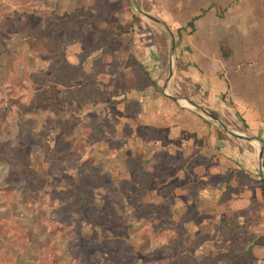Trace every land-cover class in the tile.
<instances>
[{
    "label": "rangeland",
    "instance_id": "obj_1",
    "mask_svg": "<svg viewBox=\"0 0 264 264\" xmlns=\"http://www.w3.org/2000/svg\"><path fill=\"white\" fill-rule=\"evenodd\" d=\"M155 5L0 0V264H264L262 205H226L229 177L171 137L181 33ZM142 24L164 84L138 58Z\"/></svg>",
    "mask_w": 264,
    "mask_h": 264
},
{
    "label": "crops",
    "instance_id": "obj_2",
    "mask_svg": "<svg viewBox=\"0 0 264 264\" xmlns=\"http://www.w3.org/2000/svg\"><path fill=\"white\" fill-rule=\"evenodd\" d=\"M162 1L152 9L156 24L181 33L166 83L175 94L172 101L183 109L169 124L171 137L190 135L189 144L211 155V172L229 177L227 186L238 191L226 205L239 209L256 202L264 213V8L245 5V0ZM144 28L147 33L136 38L138 58L157 84H164L158 36L150 32L151 25ZM202 109L218 121L202 116ZM263 255L257 247L256 257Z\"/></svg>",
    "mask_w": 264,
    "mask_h": 264
},
{
    "label": "water",
    "instance_id": "obj_3",
    "mask_svg": "<svg viewBox=\"0 0 264 264\" xmlns=\"http://www.w3.org/2000/svg\"><path fill=\"white\" fill-rule=\"evenodd\" d=\"M150 18V17H149ZM155 21H157V22H159L158 20H155ZM170 32V31H169ZM170 34L172 35V33L170 32ZM173 36V35H172ZM172 48L174 49L175 48V39H174V37H173V44H172ZM172 76V66H170V72H169V77H171ZM202 111L206 114V115H208L209 117H211L212 119H214V120H216V121H218V119L214 116V115H212L210 112H208V111H206V110H204V109H202ZM222 124V123H221ZM224 129H226V131H228V129L226 128V127H224ZM228 133L230 134V135H232V136H234V137H239L238 135H236L235 133H232V132H230V131H228ZM263 152V151H262ZM263 154V153H262ZM260 165H261V167H263V156L261 155V157H260Z\"/></svg>",
    "mask_w": 264,
    "mask_h": 264
},
{
    "label": "trees",
    "instance_id": "obj_4",
    "mask_svg": "<svg viewBox=\"0 0 264 264\" xmlns=\"http://www.w3.org/2000/svg\"><path fill=\"white\" fill-rule=\"evenodd\" d=\"M148 79H149V77H148ZM211 114H212V115H214V113H213V112H211Z\"/></svg>",
    "mask_w": 264,
    "mask_h": 264
},
{
    "label": "built area",
    "instance_id": "obj_5",
    "mask_svg": "<svg viewBox=\"0 0 264 264\" xmlns=\"http://www.w3.org/2000/svg\"><path fill=\"white\" fill-rule=\"evenodd\" d=\"M263 165H264V158H263Z\"/></svg>",
    "mask_w": 264,
    "mask_h": 264
}]
</instances>
